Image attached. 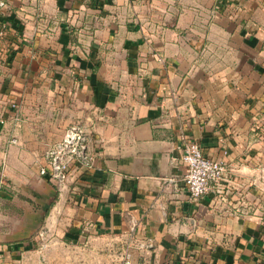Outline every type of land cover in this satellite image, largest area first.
Segmentation results:
<instances>
[{"label":"crops","instance_id":"1","mask_svg":"<svg viewBox=\"0 0 264 264\" xmlns=\"http://www.w3.org/2000/svg\"><path fill=\"white\" fill-rule=\"evenodd\" d=\"M0 17V174L44 210V241L17 236L16 258L264 264V0H5ZM74 120L92 166L58 192L38 146ZM185 139L226 166L197 198Z\"/></svg>","mask_w":264,"mask_h":264},{"label":"built area","instance_id":"2","mask_svg":"<svg viewBox=\"0 0 264 264\" xmlns=\"http://www.w3.org/2000/svg\"><path fill=\"white\" fill-rule=\"evenodd\" d=\"M4 5L5 0H0V7ZM5 30L6 23L0 17V39L4 36ZM0 122L3 123V120ZM14 125L16 129L20 126L19 116H14ZM90 139V131L86 124L77 122L71 125L62 138L49 147L47 163L40 167V173L48 179L61 178L62 182L75 163L81 168L89 169L92 166L94 152ZM10 141L16 142V138L12 137ZM181 151V160L184 164L182 180L191 198L207 193L212 186L222 180L226 173L224 162L220 158L206 155L196 139H185ZM122 256L125 263L130 262L131 254L127 247L124 248Z\"/></svg>","mask_w":264,"mask_h":264},{"label":"rangeland","instance_id":"3","mask_svg":"<svg viewBox=\"0 0 264 264\" xmlns=\"http://www.w3.org/2000/svg\"><path fill=\"white\" fill-rule=\"evenodd\" d=\"M41 114L42 117H44V113ZM76 123V120L70 122L66 126V129H69L71 125ZM59 140L60 138L52 144ZM52 144L48 143L47 145L38 146V150L42 149L40 155L38 154V158L36 159L38 179L43 177V174L40 173V167L47 163L48 150ZM60 179L61 178L49 179L51 183L58 186V192L61 189ZM67 181L68 179L64 178L62 185L67 183ZM37 185L39 184H36V186ZM0 190H2L0 191V264H16V262L27 264L29 260L27 251H19L20 257L16 258V249L12 251V246L16 244V237L24 234H28L27 239L33 238L32 240H36L37 244L44 241V238L42 237L45 229L42 226V214L44 213V210L43 205H41L43 203H40L35 199V195H33L31 190L21 193V189H19L17 184H7L5 178H3L1 174ZM24 227H27L28 231H23V229H25ZM18 229L19 235L16 232ZM34 236L37 237L34 238ZM26 244V242H23V245ZM123 260L122 254H119L118 263H123Z\"/></svg>","mask_w":264,"mask_h":264},{"label":"trees","instance_id":"4","mask_svg":"<svg viewBox=\"0 0 264 264\" xmlns=\"http://www.w3.org/2000/svg\"><path fill=\"white\" fill-rule=\"evenodd\" d=\"M52 203H53V200H52V201H50V203H49V206H50Z\"/></svg>","mask_w":264,"mask_h":264}]
</instances>
